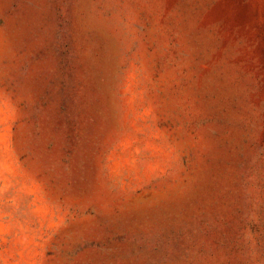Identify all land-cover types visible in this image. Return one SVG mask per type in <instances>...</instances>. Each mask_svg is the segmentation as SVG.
Returning <instances> with one entry per match:
<instances>
[{
	"label": "rangeland",
	"instance_id": "rangeland-1",
	"mask_svg": "<svg viewBox=\"0 0 264 264\" xmlns=\"http://www.w3.org/2000/svg\"><path fill=\"white\" fill-rule=\"evenodd\" d=\"M0 264H264V0H0Z\"/></svg>",
	"mask_w": 264,
	"mask_h": 264
}]
</instances>
